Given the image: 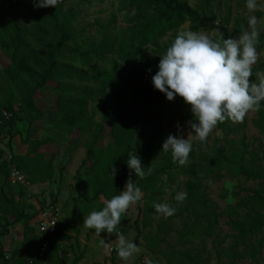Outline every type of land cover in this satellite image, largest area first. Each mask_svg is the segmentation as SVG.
Returning a JSON list of instances; mask_svg holds the SVG:
<instances>
[{"label":"trees","instance_id":"1","mask_svg":"<svg viewBox=\"0 0 264 264\" xmlns=\"http://www.w3.org/2000/svg\"><path fill=\"white\" fill-rule=\"evenodd\" d=\"M199 1L202 4L200 11L181 0H123L117 13L105 23L93 22V26L100 33V39L92 51L100 60L105 54H115L124 76L126 88L123 91L131 90L130 101L120 102L122 108L116 115H112L107 107L102 108V118L98 124L93 122L88 112L89 91L82 89L85 95L81 96L75 91L72 83L96 81L101 77V72L94 70L91 76H87L85 72L60 61L64 44L75 37V22L79 18L82 0L76 3L60 0L56 7L46 8L34 7V0H7L4 7L0 6V51L8 64L4 73L8 85L17 93L15 99L19 110L27 113L29 122L46 120L53 133L84 135L95 127L83 163L88 169V177L78 182V187H85L90 192L110 200L119 195L130 180L145 192L146 202L143 208L139 207V215L143 216L142 227L149 225V217L155 212L153 205L158 203L157 195L161 193V178L164 174L172 175L174 163L171 152L162 150L165 139L159 124L147 106L135 99L136 93L147 95L146 101L149 103L165 95L154 88L151 78L159 70L160 56L174 41L176 31L185 23L188 25V31L193 32H197L207 22L212 23L209 7L213 0ZM118 19L121 23L119 27L116 26ZM242 21V18L236 19L237 31L240 34L248 27L246 22H243L242 26ZM221 33L224 38H228L224 28ZM169 35L171 39L168 42L158 43ZM263 38L259 36V47ZM148 46L152 47V56L145 52ZM252 71V82H258L255 69ZM50 82L56 85H48ZM45 87L58 92L54 109L46 112V115L35 101V94ZM15 99L7 97L4 100L1 107L3 110H0V128L9 120L5 113L10 114V117L14 115L18 121L23 120L13 108ZM173 102L186 122L193 120L190 105L179 96ZM253 112L255 118L252 123L264 136V101L260 102L259 111ZM243 126V122L232 123L228 120L218 123L216 128L225 134L222 142L217 140L219 144L207 151L201 149V143L197 149L192 148L189 153L192 162L181 166L182 173L186 176L182 192L187 193V198L182 203L177 202V194L173 193L169 203L176 209L169 219L179 217L183 220L185 229L181 231V236H189L190 233H195L191 232L193 228L199 227L200 233L212 237L215 235L219 219L228 218L231 244L216 254V264H239L244 259L258 264L264 254V147L258 143L256 149H251V144L245 140V134L240 133ZM104 132L111 137L109 145L112 149L109 152L99 151L95 147ZM239 133L240 136L236 137ZM15 134L16 131L12 136ZM230 134L233 136L229 137ZM47 142H51L50 137L33 140L26 153L10 155L9 163L26 174L32 183L45 182L52 178L51 160L46 161L43 154L39 153L40 146ZM129 153L141 159L146 173L150 162L156 160L152 173L143 179L134 172L130 173L127 167ZM9 163L5 160L0 163V173L4 177V184L0 188V218L4 221L0 223V235H8V227L21 220H25L23 234L26 235L32 231L28 223L35 216L27 214L20 200H14L4 190L9 183ZM113 166L117 169L114 177L111 175ZM240 177L245 181H255L256 188L249 191L235 205H227L224 210L213 207L203 186L205 182L208 187L224 178ZM169 223L163 221L158 225L159 241H163L171 231ZM136 231L134 243L139 245L138 237L142 229L139 228L138 221ZM61 237L58 231L51 237L49 247H56ZM146 241L149 246L152 244V238H146ZM177 257L175 261L178 264H183L182 258L191 262L196 260V256L190 253L179 256L178 260ZM35 259L38 260L36 256ZM2 260L5 264H10L4 258ZM28 263L33 264V261L29 260ZM11 264L24 263L16 260Z\"/></svg>","mask_w":264,"mask_h":264},{"label":"rangeland","instance_id":"2","mask_svg":"<svg viewBox=\"0 0 264 264\" xmlns=\"http://www.w3.org/2000/svg\"><path fill=\"white\" fill-rule=\"evenodd\" d=\"M7 0H0V6L4 7ZM73 3L80 0H71ZM123 0H82L79 18L75 22V37L66 42L61 51V62L67 63L76 70L85 72L87 76H91L95 71L101 72V77L96 81L73 82L75 91L84 96L82 89L88 90L90 99L88 101V112L90 118L95 124L101 122L102 108L107 107L112 115H116L122 108L120 102H129L131 99V90L126 89L124 84L123 72L117 56L113 53L105 54L100 60L92 49L96 46L100 39V33L93 26V22L105 23L109 18L117 13L118 7ZM187 2L191 7L197 8L199 11L202 4L199 0H181ZM258 5H264V0H257ZM212 12V23H205L197 32L210 36L213 40H217L224 28L229 37H238L237 18H242L243 22L248 24L246 30L250 31L249 18L255 15L257 18V31L259 36L264 37V11L256 10L250 12L246 8V0H213L209 7ZM203 12V10H201ZM118 19L117 27L120 26ZM188 25L185 23L176 31H188ZM219 29V32H217ZM171 39L170 35L158 41L165 43ZM258 52V60L253 66L255 72H264V38L259 47L256 45ZM152 47L145 48L148 56H152ZM7 60L0 51V110L3 109L2 104L8 97L15 99L17 93L11 88L6 81L4 73L7 67ZM258 78V77H257ZM50 86L56 85L53 82L48 83ZM87 93V92H86ZM88 94V93H87ZM140 102L144 103L148 110L154 115L159 124L162 136L167 139V135L181 136L187 138L188 127L185 119L179 111L177 105L173 101H168L166 96L155 98L153 103L146 101L147 95L140 92L136 93ZM58 92L47 87L40 89L35 94L37 106L45 112L54 109ZM15 112L23 118L18 121L14 115H8V122H4L0 128V155L7 157L11 154H24L31 146L33 140H43L50 137L51 142H47L40 146L39 153L43 154L46 161L52 162L53 175L49 181L32 183L26 174L28 182L25 186H14L10 183L5 186L6 193L13 197L14 200H20L25 212L36 217L39 208L46 203L55 202L62 208V219L60 233L62 237L56 247L46 251L43 259L36 260L40 238L36 234L34 220L28 223L32 227V231L24 235L25 220L8 227L9 234L0 235V264H5L3 258L10 264L16 260L29 264V260L33 264H145L146 259L151 260L152 264H178L175 260L179 256L190 253L196 256L194 262L187 258H182L183 264H216L217 253L227 248L231 244V231L228 226V218L219 219L215 235L207 237L198 231L199 227L193 228L190 235L181 236V231L185 229L183 220L179 217L169 219L165 218L156 211L149 217V225L142 227L143 216L139 215V207L143 208L146 202L145 192L142 201L135 205H131L126 213L121 217V223L117 225L116 233L123 234L125 238L134 243L137 235L136 221L142 233L138 237L139 245L137 247L140 252L133 256L128 262L122 261L116 252V234L110 236L106 230L101 232L100 236L95 234L94 229H85L83 227V219L93 211L102 210L105 201L102 196L90 192L85 187H78V182H82L88 177V169L84 166L86 159L87 145L95 127L88 133L81 135L79 133H53L50 125L46 120H34L29 122L27 113L19 110V104L15 99L13 103ZM255 118L253 111L246 114L243 121L241 132L245 134L246 142L251 144V149H256V145L261 143L264 147V136L254 127L252 121ZM179 123L183 131L178 132L177 124ZM16 131V134L14 132ZM18 132V133H17ZM240 133L236 137L240 136ZM222 130L216 127L209 134L205 142L194 141L192 148L197 149L201 143V149L207 151L218 145L217 140L222 142L225 138ZM233 135L230 134L229 137ZM27 142L24 143V140ZM111 137L107 132L98 138L95 147L99 151L109 152L112 147L109 145ZM9 143V144H8ZM0 159V163H1ZM156 160L150 162L148 167L154 166ZM192 162V158L188 157V163ZM186 180V176L182 173L181 166L174 163L172 175L164 174L159 183L161 193L157 195V202L168 204L173 193H181L182 186ZM4 184V177L0 173V188ZM206 184V182H205ZM206 189L210 203L217 210H224L227 205H235L249 191L256 188L255 181H245L242 177L238 179L224 178L218 182L211 183ZM126 185V184H125ZM125 188V186H124ZM121 190V192L124 190ZM240 191L237 195L234 193ZM226 194V195H225ZM12 217V214H10ZM163 221H168L171 231L166 235L163 241L158 240L157 228ZM4 221L0 218V223ZM146 238H152V244L147 243ZM101 239L105 240V244H101ZM225 260V259H222ZM239 264H254L249 259H244ZM258 264H264V254Z\"/></svg>","mask_w":264,"mask_h":264},{"label":"clouds","instance_id":"3","mask_svg":"<svg viewBox=\"0 0 264 264\" xmlns=\"http://www.w3.org/2000/svg\"><path fill=\"white\" fill-rule=\"evenodd\" d=\"M59 2L34 0V7H56ZM246 8L250 12L264 11V5H258L257 0H246ZM257 22L252 15L249 18L250 31L229 38H224L221 33L217 40L204 33L181 30L160 56L159 70L151 78L154 88L164 93L168 101L181 97L190 105L193 120L197 121L186 122L189 129L186 139L169 134L163 142L162 150L171 152L173 163L186 165L193 142H205L218 123L226 120L242 123L247 113L259 111L260 102L264 101V72L256 73L258 82L251 80L253 66L258 60ZM177 129L183 131L179 123ZM127 167L130 173L134 172L141 179L153 171L149 166L146 173L141 159L132 153H129ZM116 173L113 166L112 177ZM186 198V192L175 196V200L181 203ZM142 199L141 189L128 180L119 195L105 201L102 210L93 211L83 219V227L94 229L97 236L105 230L109 236L116 234V252L124 262L131 260L140 249L123 234L116 233V228L129 207ZM153 207L165 218L176 211L168 204L156 203ZM100 243L105 244V240L101 239ZM145 264H152V261L146 259Z\"/></svg>","mask_w":264,"mask_h":264},{"label":"built area","instance_id":"4","mask_svg":"<svg viewBox=\"0 0 264 264\" xmlns=\"http://www.w3.org/2000/svg\"><path fill=\"white\" fill-rule=\"evenodd\" d=\"M8 117L9 114H4ZM11 156L7 157L0 155V159H3L9 163ZM9 183L14 186H25L28 184L24 174L14 165L8 164ZM62 219V208L55 202L46 203L39 208L35 217L34 224L36 234L40 238V243L37 251V258L43 259L46 251L49 249V241L58 231H60V224ZM31 263V261H30Z\"/></svg>","mask_w":264,"mask_h":264},{"label":"crops","instance_id":"5","mask_svg":"<svg viewBox=\"0 0 264 264\" xmlns=\"http://www.w3.org/2000/svg\"><path fill=\"white\" fill-rule=\"evenodd\" d=\"M60 226H61V224H60ZM60 231H61V229H60ZM37 258V257H36ZM38 259V258H37ZM39 260V259H38Z\"/></svg>","mask_w":264,"mask_h":264}]
</instances>
